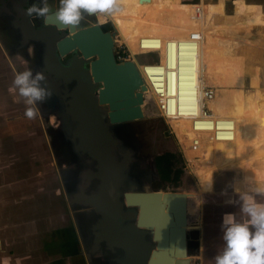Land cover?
Here are the masks:
<instances>
[{
    "label": "water",
    "instance_id": "obj_1",
    "mask_svg": "<svg viewBox=\"0 0 264 264\" xmlns=\"http://www.w3.org/2000/svg\"><path fill=\"white\" fill-rule=\"evenodd\" d=\"M88 18L77 28L67 31L60 28L54 13L44 19L55 40L47 37L52 48L45 55L48 72L42 73L46 77V86L52 91L51 97L58 96L62 90L65 92L63 96L69 107L59 114L62 124L68 125L70 115L79 122L75 134L80 136V141L76 150L99 160L100 190L87 199L102 213L97 235L105 240L109 249L123 251L116 264H189L200 261V247L195 252L198 259L188 255L186 194L169 189L127 186L126 173L123 172L127 157L118 160L102 137L108 123L144 118L142 107L147 85L133 58L117 57L118 35L111 22L105 23L109 24L107 29L95 15ZM59 30H62L61 38L57 36ZM67 54L71 56L66 64H62L61 58ZM71 80L76 81V85L69 91L66 85ZM37 106L43 118L41 104ZM45 131L48 137L47 128ZM164 151L171 149L166 145ZM123 221L130 222L123 225ZM146 231H150L153 241L145 240ZM83 249L91 263L90 252L85 246Z\"/></svg>",
    "mask_w": 264,
    "mask_h": 264
},
{
    "label": "crops",
    "instance_id": "obj_2",
    "mask_svg": "<svg viewBox=\"0 0 264 264\" xmlns=\"http://www.w3.org/2000/svg\"><path fill=\"white\" fill-rule=\"evenodd\" d=\"M224 1L225 25L230 31L225 43H228L229 55L238 56L239 88L233 94L234 112L238 118L224 116L230 119L224 123L229 126L227 131L230 134H224L222 138L224 147L219 158L213 142L215 152L213 157L210 152L208 154L205 189L200 190L196 183L194 194L198 192L199 196L201 192V197L191 200L203 203L199 198L214 191L217 172L231 173L228 182L232 188L214 192L216 195L225 194V199L213 207L206 227L207 242L205 245L203 241L199 264H215L216 255L223 251L221 223L225 214L235 215L240 223L247 221V216L240 212L243 201L236 197V193L252 195L257 203L264 204V196L251 191L252 187L264 186V84H261L260 77V69L264 70V0ZM227 5L232 6L230 14L227 13ZM197 19L199 25V15ZM1 53L6 57L3 50ZM1 105L0 264H90L79 241H75L78 243L77 251L72 250L73 244L67 232L69 216L56 206L53 198L59 195L58 190L52 186L53 180L47 179V184L39 183L37 157L23 154L27 147L19 143L22 139L18 133L13 129L8 131V117L3 108L2 113ZM10 126L12 128V123ZM29 152L32 154L33 151H25ZM60 201L64 203L62 197ZM200 217L198 213V220Z\"/></svg>",
    "mask_w": 264,
    "mask_h": 264
},
{
    "label": "rangeland",
    "instance_id": "obj_3",
    "mask_svg": "<svg viewBox=\"0 0 264 264\" xmlns=\"http://www.w3.org/2000/svg\"><path fill=\"white\" fill-rule=\"evenodd\" d=\"M229 1L233 2L234 0ZM195 3L197 6H195ZM224 3V0H202L198 3L197 0L189 2H184L182 0H117L118 11H115L111 15H97L100 23L105 24L109 23V20L111 21L118 35H120V42H124L129 48L131 57L135 62H137L135 54L143 53L137 46L141 37L156 35L163 39H180L187 37L191 32L197 34V38L193 39V42H191L196 48V75L200 81L197 91L198 95H200L198 97L199 111L188 112L186 108L185 111L181 108L178 114L175 112L171 114L170 117H167L164 115L163 111H154L151 101L147 102V106L143 107V109L144 111L151 110V113L154 112L151 118L148 117L147 123L151 136L156 140L157 144L155 145L157 149H159V151H164L167 145L168 148L171 149V153H176L180 159L177 165L182 168L183 172L178 181L177 191L186 194L187 212L193 213V215L196 216L198 215L196 213L203 214L205 211L204 215L206 218H208V216L210 217L214 210L212 206H209L212 204L206 203L214 201L219 205L225 199V194L216 195L214 192L219 189L228 191L232 188L228 182L231 173L229 171L217 172L214 182V191L206 193L202 198H199L201 203L205 202V204H190L191 201H195L191 200L193 197H199L201 195V192H199V196H197L198 192L194 194L197 190V185H199L200 190L205 189L209 152L213 157V152H215L214 145L216 144L217 153L215 152V154L219 158L224 147L222 144L224 134L218 132L217 137L215 135V127L211 122L201 118L198 119L199 121L196 123L194 116L203 112L201 106L203 104L214 116H217V118L222 117L223 119L224 116L226 117V114L230 118V115L238 118L234 112L233 95L234 90L239 88L237 77L238 56L229 55L228 43L227 45L225 43L226 40L228 41V32L230 31L225 25L224 12L226 7L223 5ZM226 10L227 13L230 14L232 6L227 5ZM197 15H199V25L197 23ZM159 53L162 63L146 70L150 75H156L161 71L165 74L166 67L163 64V47H160ZM153 56V54L146 53L140 54L137 57L138 60L145 61L150 57L153 58ZM138 67L141 69L139 64ZM141 67L144 69V66ZM15 74L13 65H11L9 59L2 55L0 49V104H2L1 111L3 108L4 113H6L8 117V131L9 129H13V132L18 133L17 136L19 135L22 139L19 143L22 144L23 147H27L24 148V155L37 157L39 164L37 179H39V183L42 184L45 182L47 184V179L48 181L53 180L54 185L52 184V186L57 187L59 183L53 177V161L44 131L40 126L41 122L39 121L40 125L38 126L37 118L29 120L25 116V110L30 106L27 105L24 98L19 96L18 91L13 85ZM260 77H262L261 84H264V70L262 71L260 69ZM154 80L160 89L153 88L152 85H149L151 94H148L146 88L147 93L145 91V97H151L154 100L153 106H155V108H160V101L165 102L168 99V92L166 88L162 90V84L157 77H154ZM206 87L212 89L213 92V95L208 99H204ZM171 91L172 90H169V92ZM14 100L16 101L14 102ZM197 106L198 105H196V110ZM223 112L225 115H223ZM16 116L20 118H13ZM10 122L13 125L12 128H9L11 125ZM223 127L227 130L229 126L224 125ZM160 137L163 138L162 141L159 140ZM27 149L33 151L31 152L32 154H30V152L25 153ZM219 166L221 167V165ZM196 169L198 170V174ZM50 183L52 182L50 181ZM236 194V197L241 199V194L245 193ZM53 198L55 199L56 206L68 217V210L64 203L60 201L61 196L54 195ZM208 223L209 222H206V227H208ZM189 225L191 227L193 226L191 224ZM205 231L206 235L204 236L206 245L208 228H205ZM72 237L74 236L72 235ZM71 243L73 244L72 250L77 251L76 245L78 243L75 241Z\"/></svg>",
    "mask_w": 264,
    "mask_h": 264
},
{
    "label": "flooded vegetation",
    "instance_id": "obj_4",
    "mask_svg": "<svg viewBox=\"0 0 264 264\" xmlns=\"http://www.w3.org/2000/svg\"><path fill=\"white\" fill-rule=\"evenodd\" d=\"M33 2L34 0H0V48L3 51L1 46L5 48L4 53L13 65L15 73L31 69L34 73L38 71L47 74L45 55L47 50L52 48L48 38L55 40V36L54 33L52 35L49 33L47 25L43 22L44 19L25 15L26 6ZM48 3L54 10L59 6L58 0H48ZM85 19L89 18L86 16ZM96 19L98 20L97 16ZM105 26L107 29L110 28L109 25ZM57 36L61 38L62 30L57 32ZM117 39L121 41L120 35ZM70 56L71 54H67L61 58V63L66 64ZM75 85L76 81L71 80L66 86L70 91ZM147 89L149 90L148 86ZM64 93L62 90L58 96L44 101L41 104L44 117L42 118L39 114L36 118L38 126L39 121L41 122L40 126L50 150L54 166L53 177L59 183L55 190H58L68 210L69 241H79L82 251L85 246L90 252V264H116V261L122 257L123 251L118 248L109 249L105 240L97 235L100 232L98 228L103 218L102 213L87 201L100 190L102 178L99 176V160L82 150H76V145L80 141V136L75 134L79 130V122L74 121L70 115L67 119L68 125L62 124L59 114L65 111L64 108L69 107L66 103L67 99L65 100L63 96ZM149 94H151L150 90ZM143 113L144 118L140 120L119 124L108 123L107 131L102 133V137L111 147V152L116 153L118 160L127 157V164L123 171L126 173L127 186L136 189L177 191L181 174L178 179H175L173 173L166 178L164 170L157 164L159 156L171 151L157 149L156 140L151 136L147 123L149 116L144 109ZM45 128H47L48 137ZM52 182L54 185V181ZM193 203L198 202L191 201L190 204ZM206 204H212L209 205L212 208L217 205L214 201ZM204 213L205 211L203 214L200 213L201 217L198 220L197 215L194 216L186 210V241L188 255L193 259H198L195 252L199 247L201 255L203 241H205L203 235H205V224L209 221V216L206 218ZM130 221H123L122 224L125 225ZM188 223L193 226L191 227ZM198 224L200 226L196 227L195 225ZM144 238L147 241H153L150 231H146ZM196 261L189 264L200 263Z\"/></svg>",
    "mask_w": 264,
    "mask_h": 264
},
{
    "label": "clouds",
    "instance_id": "obj_5",
    "mask_svg": "<svg viewBox=\"0 0 264 264\" xmlns=\"http://www.w3.org/2000/svg\"><path fill=\"white\" fill-rule=\"evenodd\" d=\"M58 3L53 12L48 0H34L26 6L25 15L43 20L54 13L61 29H75L86 16L111 15L118 11L117 0H58ZM13 85L30 106L24 113L29 120L40 114L37 105L52 96L44 74L38 71L34 73L31 69L17 72ZM251 191L264 196V186L252 187ZM241 200L240 212L248 219L244 223L237 222L231 213L222 217L224 247L216 255L215 264H264V204L257 203V199L248 194H241Z\"/></svg>",
    "mask_w": 264,
    "mask_h": 264
},
{
    "label": "built area",
    "instance_id": "obj_6",
    "mask_svg": "<svg viewBox=\"0 0 264 264\" xmlns=\"http://www.w3.org/2000/svg\"><path fill=\"white\" fill-rule=\"evenodd\" d=\"M202 0H197L201 2ZM195 6L197 4L195 3ZM108 22H111L110 20ZM197 38V34L195 32H191L185 38H170L163 39L159 36H149L146 35L141 37L137 43L138 48H140L143 53H136L135 57L137 59V63L140 66V72L144 78L146 85H149L153 88L160 89L154 77H157L162 84V90L166 88L168 92L167 100L165 102H161L160 108H155L153 106V99L151 97H146L143 107L147 106V102H152V108L154 111L162 112L165 116L170 117L171 114L180 111L181 108H194L196 109L197 104V91L199 89V78L196 75L197 62L195 60V45L192 43L193 39ZM118 41V40H117ZM192 41V42H191ZM160 47L164 49V62L163 64L166 67L165 74L163 71L158 72L156 75H150L146 72L150 67H155L159 63H162L160 60ZM153 54V58L150 57L145 61L138 60V55L140 54ZM117 57L118 58H132L131 52L129 48L125 45L124 42H117ZM144 66V69L141 67ZM151 83V84H150ZM166 83V85H165ZM189 85V86H187ZM182 87V89H181ZM183 87H185L183 89ZM151 89V88H150ZM148 90V89H147ZM152 90V89H151ZM169 90H172L169 92ZM194 90V91H192ZM153 91V90H152ZM181 91H184L182 93ZM147 93V91H146ZM176 93V95L174 94ZM213 95L212 89L206 87V98L211 97ZM203 108V112L194 116L195 122L197 123L201 118L207 119L213 124L215 127V135L217 136L218 132L223 134H230L223 126L224 123L230 119H225L222 117L217 118L214 116L209 109L203 104L201 105ZM156 109V110H155ZM171 109V110H169ZM148 111V112H147ZM145 111L149 117L153 115L151 110ZM160 118V117H159ZM218 137V136H217Z\"/></svg>",
    "mask_w": 264,
    "mask_h": 264
},
{
    "label": "trees",
    "instance_id": "obj_7",
    "mask_svg": "<svg viewBox=\"0 0 264 264\" xmlns=\"http://www.w3.org/2000/svg\"><path fill=\"white\" fill-rule=\"evenodd\" d=\"M180 159L176 153L166 152L165 154L157 158L158 167L164 170L166 178L170 177V174L173 173L175 179L179 178V175L182 172L181 167L177 165Z\"/></svg>",
    "mask_w": 264,
    "mask_h": 264
},
{
    "label": "bare ground",
    "instance_id": "obj_8",
    "mask_svg": "<svg viewBox=\"0 0 264 264\" xmlns=\"http://www.w3.org/2000/svg\"><path fill=\"white\" fill-rule=\"evenodd\" d=\"M185 87H183V89H184ZM181 89H182V87H181ZM192 91H194V90H192ZM182 93H184V91H181ZM205 93H206V91H205ZM175 95H176V93H174ZM169 94H167V96H168ZM197 96L199 97L200 95H198V93H197ZM198 97H197V99H198ZM204 99H208V97L206 98V96L204 97ZM196 105H198L197 106V110L195 109L194 110V108L192 107V109L190 110V108H186L187 109V111L188 112H195V111H199V103H198V100H197V104ZM184 109V111H185V108H183Z\"/></svg>",
    "mask_w": 264,
    "mask_h": 264
}]
</instances>
